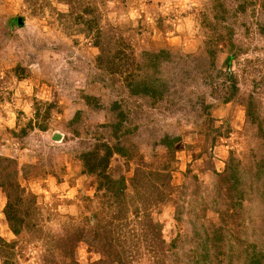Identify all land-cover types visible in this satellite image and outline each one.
I'll use <instances>...</instances> for the list:
<instances>
[{"label": "rangeland", "instance_id": "374dc122", "mask_svg": "<svg viewBox=\"0 0 264 264\" xmlns=\"http://www.w3.org/2000/svg\"><path fill=\"white\" fill-rule=\"evenodd\" d=\"M1 182L0 264H264V0H0Z\"/></svg>", "mask_w": 264, "mask_h": 264}, {"label": "trees", "instance_id": "16d2710c", "mask_svg": "<svg viewBox=\"0 0 264 264\" xmlns=\"http://www.w3.org/2000/svg\"><path fill=\"white\" fill-rule=\"evenodd\" d=\"M84 10H87V8H85ZM172 142L173 140H169L167 138H164L163 140V144L167 147H171L173 145ZM102 146L105 148V151L102 154H99L97 151L83 153L82 158L85 166V171L88 173H96L99 176L98 183L103 184L106 188L111 189L115 192V194L117 195V196L115 195L116 196L115 202L117 203L122 199L121 195L124 192L123 178H119V181H117V183H119L118 185L116 181H112L110 175L105 173V167L108 163L109 156L111 155V150L106 145H102ZM137 174L138 173L136 172L133 179L137 178ZM150 174L154 175L155 177L160 176L159 173H150ZM0 185L5 186L3 182H1ZM7 187H9V185ZM6 194L11 197V193L9 192L8 188L6 190ZM6 207H8V205ZM5 215L8 217V221H10L8 214ZM11 228L13 229L12 226ZM12 231L14 233L18 232V230L16 229H13Z\"/></svg>", "mask_w": 264, "mask_h": 264}]
</instances>
